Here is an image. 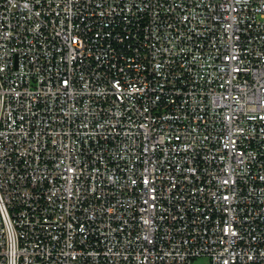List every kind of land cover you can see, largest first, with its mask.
Listing matches in <instances>:
<instances>
[{"label":"built area","instance_id":"built-area-1","mask_svg":"<svg viewBox=\"0 0 264 264\" xmlns=\"http://www.w3.org/2000/svg\"><path fill=\"white\" fill-rule=\"evenodd\" d=\"M264 264V0H0V264Z\"/></svg>","mask_w":264,"mask_h":264},{"label":"rangeland","instance_id":"rangeland-1","mask_svg":"<svg viewBox=\"0 0 264 264\" xmlns=\"http://www.w3.org/2000/svg\"><path fill=\"white\" fill-rule=\"evenodd\" d=\"M192 264H211V257L208 255H200L192 260Z\"/></svg>","mask_w":264,"mask_h":264}]
</instances>
